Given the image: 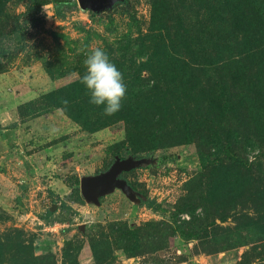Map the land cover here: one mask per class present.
<instances>
[{"label":"rangeland","instance_id":"obj_1","mask_svg":"<svg viewBox=\"0 0 264 264\" xmlns=\"http://www.w3.org/2000/svg\"><path fill=\"white\" fill-rule=\"evenodd\" d=\"M33 1H0L1 37ZM44 1L0 58V264L264 256V0H66L62 16ZM97 47L137 93L129 131L94 114L87 131L45 99ZM156 83L168 104L148 98ZM115 168L158 206L114 185L83 195Z\"/></svg>","mask_w":264,"mask_h":264},{"label":"trees","instance_id":"obj_2","mask_svg":"<svg viewBox=\"0 0 264 264\" xmlns=\"http://www.w3.org/2000/svg\"><path fill=\"white\" fill-rule=\"evenodd\" d=\"M1 1V0H0ZM46 2L44 0H35L33 2H28L26 4V11L16 16V29L14 31L9 30V32L2 37L0 36V58L4 57L8 54L9 45H11L13 39L19 35V30L21 29V25L19 24L20 18H25V21H33L36 20L40 14L42 7ZM55 6V12L58 16L63 15V8L66 6L73 5L71 2H67L66 0H60L53 3ZM168 4V3H167ZM154 16L159 17L161 21V30L166 29V22L168 21L167 14L165 13L166 10H168L167 5H159V2L157 1L154 4ZM166 21V22H165ZM81 77L68 85H65L63 87H60L56 89L55 91L49 93L47 96H45V99L48 100V102L51 103V105L59 107L61 110L64 109V105L60 102L61 98H66L69 101L67 109L62 110L64 114L69 116L72 120L75 122H78L83 128H85L87 131L90 130L89 121L88 118H90L94 114V123L96 127H108L112 125L113 123H116L117 121H124L127 123V129L128 131L130 128L134 126L135 120L133 117V108L134 103H137V93L135 92V88L127 89L125 98L121 101L122 107L119 112L116 114L110 116H104L102 114V108L103 106H96L89 103L90 100V93L86 89L85 85H83L81 82ZM136 82V81H135ZM137 84V82L135 83ZM147 95H150L148 98L153 103L159 104V103H165L168 104L166 101V96L168 92V89L166 91H163V88L159 86L158 83L156 85L151 86L147 88ZM85 98V99H83ZM81 100H86L84 102H81ZM78 105V110L76 111V107ZM165 108V107H160ZM95 110V111H94ZM99 111V116L97 115V112ZM168 112V110H167ZM93 130V128H91ZM139 143V142H138ZM137 142L132 143V147L136 149L135 151H138V149H141L140 144ZM126 153L128 155L130 154V149H127ZM121 164L127 165L128 157L125 154H118ZM121 171H119L116 181L111 182V186H118L119 188L131 192L134 196H136L139 200L143 202L144 205H147L149 208H153L155 206H158V203L155 200H151L147 198L148 196L145 195L143 192H141L136 185H134L130 180L123 178L121 176ZM80 186V183L78 184ZM76 188V187H75ZM64 208L67 210H72L70 207L64 205ZM48 214H52L51 211H48ZM257 258L251 259L248 264H251L256 261H261L260 263L264 262V256L260 257V253H256ZM263 258V259H261ZM243 259V258H242ZM241 261L238 263L240 264ZM247 264V263H246ZM259 264V263H258Z\"/></svg>","mask_w":264,"mask_h":264},{"label":"clouds","instance_id":"obj_3","mask_svg":"<svg viewBox=\"0 0 264 264\" xmlns=\"http://www.w3.org/2000/svg\"><path fill=\"white\" fill-rule=\"evenodd\" d=\"M83 65L86 71L80 82L90 93L89 103L98 107L103 106L102 114L105 116H112L119 112L122 107L121 101L127 92L122 72L110 61L108 54L99 47L85 52ZM60 102L64 105V109H67L69 101L61 98ZM52 131L57 130L52 129ZM248 151L252 156L259 154L260 150L250 148Z\"/></svg>","mask_w":264,"mask_h":264},{"label":"water","instance_id":"obj_4","mask_svg":"<svg viewBox=\"0 0 264 264\" xmlns=\"http://www.w3.org/2000/svg\"><path fill=\"white\" fill-rule=\"evenodd\" d=\"M81 3L83 5H86L87 3H84V0H81ZM117 168L111 173L106 174L101 179H93L91 181H83L81 183V190L85 197L96 199L99 194H101L105 189H107L110 185V183L113 181H116L117 177ZM111 186V185H110ZM56 207V206H54ZM54 211V209H51Z\"/></svg>","mask_w":264,"mask_h":264},{"label":"crops","instance_id":"obj_5","mask_svg":"<svg viewBox=\"0 0 264 264\" xmlns=\"http://www.w3.org/2000/svg\"><path fill=\"white\" fill-rule=\"evenodd\" d=\"M243 258V251H235V252H222L217 254L216 256H201V257H195L193 260L191 259V263H199V264H238L240 261H242ZM130 261H126L125 263H129ZM261 261H256L251 264H258ZM187 262L180 263V264H189Z\"/></svg>","mask_w":264,"mask_h":264}]
</instances>
